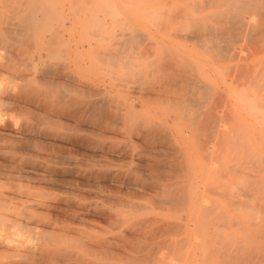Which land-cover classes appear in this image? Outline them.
Returning <instances> with one entry per match:
<instances>
[{"label": "bare ground", "instance_id": "obj_1", "mask_svg": "<svg viewBox=\"0 0 264 264\" xmlns=\"http://www.w3.org/2000/svg\"><path fill=\"white\" fill-rule=\"evenodd\" d=\"M205 1L203 3L219 4L221 9H223L222 6L226 9L223 12L220 11V13L222 12L220 16L219 13L217 14L219 18L211 15L212 19L210 20L213 24H206L210 22L207 18V22L203 19L206 23L203 21L204 24L201 25L202 19H191L193 17L190 15L191 12L196 13L194 8H190L192 4L187 7L190 14L185 11L186 8L183 5L185 8L183 10L191 17L188 18V22H190L191 35L194 33L192 36L198 35L196 39L199 37V40H209V44L213 40L224 39H229L230 43L231 39H236L243 33L248 42L253 44L251 48L255 47L257 53L264 52V9L259 11L264 6V0H211V3ZM38 2L40 1L0 0V248L33 244L32 248L24 247V250L21 251L22 254L17 256L21 260H26L27 264H116L117 261L125 264H173L174 261H181V264H191L192 262L198 264L203 259L204 263H202L205 264L207 255L212 259L210 254H213L217 264H264V197L261 198L259 193L260 198L256 199L255 197L258 196L255 194V200L252 197L250 200L253 202L249 201L252 202L250 207L253 208V212L255 210L259 214L254 216L255 218L259 216L258 219H254L253 223L251 220L249 225L252 227L249 231H245L243 226L244 232L238 233L239 230L237 231L235 227L236 222L233 229L236 228L240 238L243 237V240L250 243H244L239 238L237 239L236 235H233L231 239L239 240L233 241L235 244L227 243V238L225 239L227 240L226 245L214 247L215 249L212 247L214 242L216 244L217 237L223 238L222 231L229 232L226 229L228 227H224L226 215L221 216L223 210L219 205L220 208H216L218 206L215 205L218 203H212L211 197L217 190H224L221 188V183H218L220 182L219 175L217 174L214 178L213 174L224 172L228 176L229 172H225L226 170L222 172L223 168L221 167V171L210 168V163L213 162L211 161L212 157L222 161L221 156L226 155L225 159H227L229 155L221 150L223 153L219 159L215 153L216 150L212 155L213 152L209 150V146L206 149H204L205 144L202 146V143H206L210 137L214 136V133L217 136L218 131L221 132V128L220 130L217 128V134L211 131L212 126L216 127V123L219 124L218 121L214 125L212 123L216 119L218 120V118L213 120L218 107L215 108L216 110L212 106V108L208 107L210 101L219 98V94L215 95L208 85L209 82L215 84V82H211L212 78L206 81L207 83L202 78L196 79L198 76L195 78L192 74L195 68L190 71L187 62L184 61V64L183 62L181 65L179 64L180 66L172 65L171 60L174 59L172 54L171 58L169 57L171 64H168L166 60L170 54L166 51L165 53L168 55L164 51L161 55L162 52L159 50V57L153 59L152 57L155 55L152 56L148 53L150 52V48H146L149 46L148 44L146 47L143 44L145 47L142 48L143 52L141 50V52L128 51V48L131 49L132 46L139 43L138 37L141 35H137V32L134 34L122 33L125 35L118 40H116L117 37L115 39L113 37L112 41L109 39L111 43L109 45L106 43V48H99L102 45L101 40L104 38L97 39L101 44H98L99 47L95 46V49L94 46L92 47V42L85 40L86 43L90 42L92 47H88L86 44L87 49L91 48L92 51L89 49L90 53L95 54V61L90 59L94 62L91 66H89L91 62L88 63V66L82 62L87 55L85 58H81L82 60L79 57L82 53V46L78 47L81 49L76 53L73 52V55L70 53L69 55L73 57L70 56L68 60L67 58H63V60L56 58L57 61L59 60L58 62H53L57 56L56 47L51 49L54 53L48 50L49 47L46 49L47 47L44 45L42 48L45 47V51L47 50L45 55L43 53L31 54L29 48L31 49L30 44L33 45L31 42L35 35H32V32H35L36 29V31L42 30L40 28L45 30L49 21L52 23V25L50 24L52 28L54 19L51 16L52 20H48L49 12H51L49 6L53 7L55 13L58 9L54 8L53 1H50L53 5L46 3L49 6L41 5ZM195 4L198 9V3ZM66 5L68 6V3ZM208 5L206 6L208 7ZM70 7L72 6L70 5ZM136 7L139 8L138 5ZM256 11L259 14L263 12V15H256ZM54 12L52 15L55 14ZM181 12L179 13L180 17ZM202 12L204 13V9ZM60 13L58 12L60 16H63L64 11ZM169 13L173 16L178 14V12L177 14ZM186 13L185 15H187ZM250 13H255L256 20L261 18L259 20L263 22L261 28L260 24L258 27L252 23L249 25V19L251 20V17L254 16ZM164 14L166 16V13ZM198 14L200 13L195 15ZM8 15L14 16L11 19H15V22L13 20L11 22L10 19L11 23L8 22L10 23L8 24L6 21ZM57 17L55 14L54 18ZM63 19L62 22H64ZM185 19L187 18L185 17ZM185 19L183 22L186 21ZM80 20L82 21V18ZM170 20L172 21V19ZM55 23L59 25L56 19ZM78 24L80 26V22ZM51 28L47 29L50 31V35L56 32H53V28ZM56 28L59 31V27ZM60 32L56 33L60 35ZM188 32L186 31V33ZM183 33H185L184 30ZM41 35L43 37L44 34ZM61 35L58 36L60 39H58V43L55 41V45L58 47L59 42L63 40ZM69 36L71 35H68V38ZM44 39H46L45 36ZM48 39L53 46L52 43L56 38L48 37ZM40 40L39 38V41L35 40L34 43H43V40ZM94 40L96 41V38ZM239 42L242 43L241 40ZM73 43L75 42L73 41ZM73 43L71 42V45ZM206 43L207 41L204 42V44ZM50 44L47 43L48 46ZM104 45L105 43L102 46ZM211 45L214 49H218L220 46L218 42L211 43ZM18 46H22V48L25 46L26 49L23 50L27 53L26 56H24V52L22 54L18 50L20 48ZM63 47H59L60 51L66 48ZM204 47L203 49L208 48ZM246 47L245 52H247ZM220 50L222 52V48ZM154 53L153 51L152 54ZM247 54L245 55L248 56ZM62 55L59 56L63 57ZM223 55L222 52V57H225ZM76 57L79 59L76 60ZM218 59L225 60L221 58V55ZM216 60L213 59L214 62ZM74 62H77L76 65ZM95 63L97 67L93 68ZM175 64L177 63L175 62ZM243 69L241 71L244 73ZM238 71L235 78L240 76L241 71ZM194 72L201 74L202 71L195 70ZM247 72L248 70L244 74L241 72L242 76L238 77L239 81L241 78H246ZM203 76L204 74L201 77ZM206 77L205 74V80ZM254 77H249L253 79L252 82L256 81ZM235 78L233 77L234 80ZM245 81L240 83L245 84ZM249 81L246 82L249 83ZM235 82L238 83V80ZM232 83H234L233 80ZM259 84L261 83L257 85ZM234 85L236 84L234 83ZM253 85L254 83L251 86ZM237 86L239 85L237 84ZM243 86L241 85L242 88ZM254 87L256 88V84ZM262 87L264 90V86ZM248 88L244 89L246 90L245 94L248 93L247 90L251 89V87ZM257 89L260 91L261 88ZM263 90L261 89L260 98L263 97ZM257 91L256 93H258ZM249 93L248 95H250ZM222 95L224 98V94ZM227 97H230L229 94ZM227 97L225 96V98ZM224 99L221 98L220 101L225 103L230 100V98ZM251 102L253 103L252 100L248 101L249 107L252 105L253 108L256 104H251ZM228 103H225V107L220 109L221 112H223V108L228 111L226 109V106L229 107ZM152 105L166 106L171 113L181 115L185 120L182 122H187L186 125L183 123L184 128L182 127L180 131H171V129L168 131L167 128L170 125L167 127V119L159 116L161 115L159 110L153 109ZM223 113L222 115H224ZM227 117L229 118V116ZM223 119V123L219 121L222 125L225 122ZM227 120L229 122L230 118ZM228 134L230 136V133ZM225 135L227 136V131H225L224 137ZM194 139L201 143V148H204L198 149L201 158L199 156L195 165H191L189 162L191 153L180 147V143L183 141L185 143L187 140L193 142ZM218 139H214L216 140L215 144L218 143ZM214 142L211 144L213 145ZM189 143L187 141L188 145ZM216 145L212 147L213 150ZM189 146L192 148V145ZM227 147L229 146L225 148ZM219 148L224 149V146ZM219 148L218 151H220ZM207 149L211 152L210 156ZM197 152L195 151V154ZM208 157H211L210 161L205 160L204 162L203 159H208ZM206 161L208 162L207 166ZM223 164L222 166L225 167V164L228 163ZM227 168H229V164ZM210 169L214 172L212 174L214 181L212 178H207ZM201 173L204 175L207 173L206 177L203 175L207 179L204 180V178L202 185L199 186L201 183L198 185V179L200 180L198 176ZM216 178L219 180L216 181ZM228 179L230 181V178ZM214 183L220 185L219 188L216 185L217 188L215 186L213 188ZM226 183L228 184V182ZM213 189L217 190L213 191ZM228 189L230 190V188ZM255 191L257 190L255 189ZM226 194L229 193L226 192ZM217 195L216 197L219 196L220 199L227 196L223 195L222 197V193ZM202 196H204L203 200ZM216 197L214 196V198ZM227 197L225 199L228 200V203L227 200L223 201L224 198L223 200L219 199L225 203H222L224 206L228 205L226 208H229V203L238 206L237 201V204L236 202L234 204V201L231 203L232 201L229 199V197L232 198L231 195ZM232 207L234 208V206ZM241 209L243 208L241 207ZM223 214L226 213L223 211ZM219 216L224 219H222L224 223L221 222L224 224L223 227L218 228L219 230L225 229L220 231L223 234L217 231V228L214 229L215 226L218 227L216 221ZM239 225L242 228V224L237 226ZM195 228L200 231L203 230L200 228H204L205 232L203 230L200 232L201 236H198ZM212 228L214 231H211ZM193 230L197 232H193L197 236L191 233ZM215 230L218 235L216 238H214ZM242 233L247 234H244V237L241 236ZM219 241L221 243L220 239ZM9 255L13 257L12 253Z\"/></svg>", "mask_w": 264, "mask_h": 264}, {"label": "rangeland", "instance_id": "obj_2", "mask_svg": "<svg viewBox=\"0 0 264 264\" xmlns=\"http://www.w3.org/2000/svg\"><path fill=\"white\" fill-rule=\"evenodd\" d=\"M11 1V0H10ZM14 1V0H13ZM16 1H19V0H16ZM38 1H40V2H38V3H40L41 5L42 4H46V3H49V5L50 4H52L50 1H53V3L55 4V6H54V8L55 9H57L56 10V13L53 11V7H51V5L49 6L48 4H46V6H49V11H51V12H49L50 14H49V16H48V20H52V19H54L53 20V22H54V24H53V26H52V28H53V32L54 31H56V32H60V30H61V32H60V35H61V33H62V35H61V38L63 39L61 42H59V47L61 48L62 46H64L63 48H65V49H63V50H61L60 51V49H59V47L58 46H56L55 45V43L57 42V41H59L60 39H59V37H60V35H58L59 33H53L52 32V30H51V32L53 33V34H55L54 36H52L53 34H51L50 35V31H48V30H50L49 28H51L50 27V24L52 25V23H50L51 21H49L48 23H49V25L48 26H45L46 28H45V30L43 29V28H40V29H42V30H40L39 31V29H38V31H36L35 30V32H32V35H39V36H33V39H32V44L33 45H31L30 44V46H31V49L29 48V53H31V54H37V53H43V55H45L46 54V52H47V50L45 51V47H47L46 49H48V47H49V51H51V49H55V47L57 48V49H55L56 51H55V53H56V57H55V59H53L52 61L53 62H56L57 60H56V58L57 59H59V60H63V58H67V60L68 59H70V56L71 55H73L74 53H76V51L77 50H79V49H81V48H79L78 49V47H80V46H82V53H80V59L81 58H85V56L87 55V56H90V54H92L91 56H95V54L94 53H90V50L89 49H91L93 46V48L95 49L96 47H99L98 46V44L100 45L101 43H98L99 42V40H101V39H103V40H101L102 41V45L105 43V45L104 46H100L99 48H106L107 46H106V43H108V45L111 43V41L113 40V37H114V39H115V37H117L116 38V40H118L119 38H121L123 35H125V34H122V33H127L128 32V34H134L135 32H137L136 34L137 35H141V36H139L138 37V45H134V47L136 48V50H135V48L132 46L131 47V49H129L128 48V51H130V52H143V50H142V48L144 49L145 47H146V44H148L149 46L148 47H146V48H150V52H148V53H150L152 56H154V57H152L153 59H155V58H158L159 57V55H160V51L159 50H161V52L162 51H164V53H165V51L168 53V54H170V56L167 54V53H165V54H167V55H164L165 57L167 56V60H166V62L168 63V64H171L172 63V65H178V66H180L181 65V63L184 61V62H187L186 64H187V66L190 68V71H192V70H194V68H195V70L196 71H202V72H200L201 74H198L197 72L195 73L194 71H192L191 73L192 74H194L193 76L196 78V79H201L202 78V80H204L205 82L206 81H208V80H211V78H212V80H211V82H215V84L214 83H208V85H210V87H211V89H212V91L214 92V94L216 95V94H219L218 96H219V98H214L212 101H210V104H209V106L208 105H206V106H208V107H214L213 109L214 110H216L215 108H217V110H216V114L213 116L214 117V119L213 120H215V118H218V120L216 119L215 121H213L212 123H213V125L218 121V125L220 126V127H217L218 125H217V123H216V127H214V126H212L211 128V131H213V133L214 132H216V134H217V128H218V130H220V128H221V132L220 131H218V134H217V136H215V133H214V136H212L213 137V140H211L212 139V137H210L209 139H208V144H207V142L206 143H202V146L204 145V147H202L201 148V143L200 142H198L197 140H193V142H194V144H193V142L191 141V140H187L188 142H190L189 143V145H192V148H191V146H189L188 144H187V141L185 142L186 143V145H185V143H184V141L183 142H181L180 143V147H182L183 149H185V150H187L189 153H191V154H189V156H190V159H189V162H190V164L191 165H195L194 163L198 160V157L200 156V151L198 150V149H200V150H202L203 148L204 149H206L207 148V146H209L208 148H209V150H212V152H213V154L212 155H214V152H215V150L217 151V152H215L216 154H217V157L220 159V156H221V154L223 153V152H221V150L223 151H225V153L227 152V155H229V157L227 156V159H228V162H226V160L227 159H225V154H223V155H225V156H221V159L223 158V160L221 161V160H217V158H214V157H208V159L206 158V159H203L204 160V162H205V160H209L210 161V159L209 158H211V161H215L213 164L212 163H210V168L212 167L213 169H215L216 171H221V169H220V167L221 168H223L222 169V172H223V170L225 171V172H229V174H228V176L227 175H225V173L223 172L222 174H221V172H216V174L211 170L210 171V173L208 174L209 175V177L207 176V178L208 179H211L212 178V174H213V177L215 176L216 177V175L218 174L219 176L218 177H220V180H219V178L217 179H215L216 181L217 180H219L220 182H218L220 185H221V188H224V190L222 191L221 189H219V191L217 190H214L213 189V191H216V193L218 192L219 194L218 195H221V193H222V197H223V195H227L228 197L231 195L232 196V198L231 197H229V199H230V201H232L231 203H233V201H234V204H235V202L237 201L238 202V204H237V202H236V204L238 205V206H235V205H231L230 203H229V208H226L227 206L225 205H223V204H225V203H223L222 201H220V200H223V198H224V202L227 200V199H225L226 197L224 196L222 199H220V197L214 192L212 195H211V197H212V203H214V204H216V203H218L217 205H215V206H220L221 207V210H223L226 214H223V211H222V214H221V216L223 217L224 215H226V218H224L225 219V221H226V223H227V225H226V223H224L223 222V218H220V216H219V219L218 218H216V219H218V221H216V223L218 224L217 226L218 227H216L215 226V228L214 229H216L217 231H222V229L223 228H221V230H219L218 228L219 227H223V225H224V227L226 228V227H228V228H226V229H228V231L230 232H227V230H225V229H223V230H225V231H222L223 233H221V234H223V236L220 234V236H222L223 238L221 239V237H217V240H216V244H214L215 242H214V240H213V245L214 246H212L213 248L214 247H218V246H222V245H224L226 242H227V240H228V242L227 243H230V244H235V243H233V241L235 242H237V241H239V240H242L244 243H250L249 241H247V240H243L242 238H240V234H238V233H241L242 231H243V228L245 227V231H249V229L252 227V226H250L249 224H251L250 222H251V220H252V223H253V220L255 219H258V217L257 218H255L257 215H259V214H257L256 213V211L254 210V212H253V208H251L250 207V205H252V200H250L252 197L254 198V196H255V194H256V196H258V197H255L256 199L257 198H260V195H261V198L262 197H264L263 195H262V193H264V187H262V186H264V107H263V105H264V93H263V97H261L260 98V96H261V93L260 92H262L261 91V89L263 90V87L262 86H264V52L263 53H257L256 52V50L257 49H254V48H251V47H253V44L251 45V43H250V41L248 42V40L246 39V36L242 33V34H240L241 36H239V37H236V39L235 38H233V39H231V41H230V43H229V39H224V40H213V41H211V43L213 44V43H215V42H218L219 44H220V46H219V48L221 49L222 48V52H223V54L225 55V57H222V52H221V50L219 49V51H218V49H214V48H212V45L210 46V44H209V40H205V39H200L202 42L200 43V42H198V41H200L199 40V37H198V39H196L197 38V36H196V34H195V36L196 37H194V36H192V35H194V33L191 35V32L189 31V28H190V22H188L189 20H188V18L190 19L191 17H190V15L191 16H193L191 19H196V18H198L199 20L200 19H202L201 20V22H202V24L201 25H203L204 24V20H206L207 18H208V20L210 21V22H207V20H206V24H213L212 22H211V20L210 19H212V16L211 15H215L217 18H219V16H220V14L224 11V9H226V8H224V6H222V8L223 9H221V5L219 6V4H210V5H208V4H205V3H203L205 0H192V1H190V0H155V2H154V0H38ZM41 1H42V3H41ZM45 3H44V2ZM69 1H70V3H69ZM87 1V2H86ZM126 3H125V2ZM128 1V2H127ZM147 1V2H146ZM179 2V3H177V2ZM184 1V2H183ZM196 1V2H195ZM199 1V2H198ZM208 1V3L211 1V0H206L205 2H207ZM213 1V0H212ZM37 2V1H36ZM138 4H137V3ZM140 2V3H139ZM159 2V3H158ZM164 2V3H163ZM198 3L197 5H198V9H197V7L195 6L196 4L195 3ZM68 3V6L66 5ZM89 3V4H88ZM146 3V4H145ZM155 3V4H154ZM156 3H158V4H156ZM181 3V4H180ZM183 3V4H182ZM211 3V2H210ZM72 6V7H70V5ZM73 4V5H72ZM152 4V5H151ZM154 4V5H153ZM189 4H192L191 5V7H190V5ZM200 4H202V5H200ZM53 5V4H52ZM58 5V6H57ZM75 5V6H74ZM127 5V6H126ZM136 5H138L139 6V8L138 7H136ZM161 5V6H160ZM185 6V8L188 10H186L185 8H184V6ZM199 5H200V7H199ZM206 5H208V7L206 6ZM264 5V4H263ZM63 6H65L64 7V10H62L63 9ZM67 6V7H66ZM87 6V7H86ZM133 6H134V9H133ZM159 6V7H158ZM102 7V8H101ZM170 7H171V9H170ZM172 7H174V8H172ZM178 7V9H176ZM182 7V8H181ZM187 7H190V8H194V10L196 11V13H194L193 11L191 12V14H190V10H189V8H187ZM202 7H205V8H202ZM137 9V10H136ZM157 9V10H156ZM170 11H169V10ZM175 9V10H174ZM183 9H185V11L186 12H188V13H186ZM203 9H204V13L202 12L203 11ZM218 9V10H217ZM221 9V10H220ZM264 9V6H263V8H261L260 10L259 9H257V11L259 10L260 12L262 11ZM67 10H68V12H67ZM93 10V11H92ZM102 10V11H101ZM156 10V11H155ZM193 10V9H192ZM205 10H206V12H205ZM62 11H64V13H63V16L61 17L60 16V14H62V13H60V12H62ZM123 11V12H122ZM152 11V12H151ZM182 11V12H181ZM201 11V12H200ZM220 11H222L221 13H220ZM257 11H256V15H263L264 13V10H263V14L261 13V14H259V13H257ZM258 11V12H259ZM53 12L56 14V16H58L57 18H54L55 17V14L54 15H52L53 14ZM58 12L60 13V14H58ZM67 14H66V13ZM147 12H149L148 14H146ZM155 12V13H154ZM169 12H171V13H175V14H177V12H178V14L174 17L173 16V14H170ZM181 12V17H180V13ZM136 13V14H135ZM140 15H139V14ZM142 13V14H141ZM154 13V14H153ZM164 13H166V16H165V14ZM185 13L187 14V15H189V16H187V15H185ZM197 13H200V14H198V15H195V14H197ZM219 13V14H218ZM167 14H169V15H167ZM194 14V15H193ZM217 14L219 15V16H217ZM250 14H252V16L255 14H253V13H250ZM68 17H67V16ZM81 16V18H82V21H83V24L81 25V18H80V16ZM182 15H184V16H182ZM208 16V17H204V16ZM211 17H210V16ZM9 16V15H8ZM51 16H53V18L51 17ZM66 17V19H63V18H65ZM90 16H92V17H90ZM155 16H156V18H155ZM169 16H171L170 18H169ZM178 16H179V18H178ZM215 16H213V18H216ZM11 17H12V15H11ZM11 17L9 16V17H7V19H6V21H7V23L8 22H12V20H13V22H15V19H11ZM52 19H51V18ZM61 17V18H60ZM79 17V18H78ZM85 17V18H84ZM140 17H142V18H140ZM172 17H174L175 18V20H174V18H172ZM185 17L187 18V19H185ZM202 17V18H201ZM254 17V18H253ZM253 17H251V20L249 19V25H251V23H252V25H255L256 27H258V25H259V27L262 25L261 23H263L262 21L260 22L259 20L261 19H259V17H258V19L259 20H256L257 18V16H253ZM12 18H14V16L12 17ZM60 18V19H59ZM153 18V19H152ZM161 18V19H160ZM163 18V19H162ZM221 18V17H220ZM11 19V20H10ZM55 19L57 20V22L59 23V25H57L56 23H55ZM63 19V21L64 22H62L61 20ZM90 19V20H89ZM159 19V20H158ZM166 19H169V20H166ZM170 19H172V21L170 20ZM178 21H177V20ZM183 19V20H182ZM184 19L186 20L185 22H183L184 21ZM204 19V20H203ZM255 21H254V20ZM10 20V21H9ZM59 20V21H58ZM76 20H79V21H76ZM161 20V21H160ZM163 21V22H162ZM167 21V22H166ZM204 21V22H203ZM260 23H259V22ZM10 22V23H11ZM80 22V26H79V23ZM86 22V23H85ZM179 22V23H178ZM182 22V23H181ZM200 22V23H201ZM258 22V23H257ZM10 23H8V24H10ZM61 23V24H60ZM84 23H85V26H83L84 25ZM167 23H169V24H167ZM179 24V25H178ZM187 24H189V25H187ZM59 27L58 29H59V31L57 30V26ZM56 26V27H55ZM55 27V28H54ZM78 27V28H77ZM79 27H80V29H79ZM82 27H84V28H82ZM173 27V28H172ZM186 27V28H185ZM51 28V29H52ZM176 28V29H175ZM261 28V27H260ZM48 29V30H47ZM76 29H78V30H76ZM84 29V30H83ZM131 29V30H130ZM175 29V30H174ZM181 29H182V31H181ZM186 29V30H185ZM83 30V31H82ZM173 30V31H172ZM183 30L185 31V33H186V31L188 32H190V34H189V32L188 33H183ZM44 31V32H43ZM77 31H79L80 33H81V35H83V36H81V35H79L80 33L79 32H77ZM43 32V33H42ZM84 32V33H83ZM177 32H178V34H177ZM39 33V34H38ZM46 33H48V34H46ZM77 33H79V34H77ZM83 33V34H82ZM117 33H119L118 34V36H116L117 35ZM179 33H180V35H179ZM41 34H44L43 35V37H42V35ZM76 34H77V36H76ZM175 35V37H174V35ZM188 34H189V36H188ZM49 35V36H48ZM68 35H71V36H69V38H68ZM85 35V36H84ZM120 35V36H119ZM179 35V36H178ZM44 36H45V38L47 39H44L43 40V38H44ZM59 36V37H58ZM81 36V37H80ZM100 36V37H99ZM144 36V37H143ZM244 36H245V38H244ZM48 37H53L55 40L53 41V43H52V45L54 46V48H52L53 46H51V44L49 43V39H48ZM58 37V38H57ZM74 37H75V40H74ZM85 37H87L86 39H85ZM187 37V38H186ZM189 37H190V39H189ZM36 38V39H35ZM39 38L41 39V40H43V43H38V44H36V43H34V41L36 40V41H39ZM72 38H73V41L75 42V43H73V41H72ZM88 38H90V39H88ZM96 38V41L94 40V39ZM98 38H100L98 41H97V39ZM140 38V39H139ZM183 38V39H182ZM196 39L197 40V42H196V40H193V39ZM38 39V40H37ZM59 39V40H58ZM69 41H68V40ZM77 39H78V42H76L77 41ZM83 41H82V40ZM91 39H93L94 40V42H93V40H91ZM109 39H111V41L109 40ZM186 39V40H185ZM235 39V40H234ZM242 39H246L245 41L244 40H242ZM40 40V41H41ZM66 40V41H65ZM71 40V41H70ZM82 42H81V41ZM85 40H89L90 42H92L91 44H93L92 45V47H91V45H90V42L89 43H86L87 41H85ZM142 40V41H141ZM145 40V41H144ZM242 41V43H240L239 41ZM56 41V42H55ZM84 41H85V43H84ZM108 41V42H107ZM110 41V42H109ZM205 41H207V43L206 44H204V42ZM222 41V42H221ZM228 41V42H227ZM71 42L74 44H72L71 45ZM79 42H81V43H79ZM104 42V43H103ZM141 42V43H140ZM222 44H221V43ZM243 42H247V44L248 45H246V43H243ZM47 43H48V45L50 44V46H48L47 45ZM58 43V42H57ZM61 43H62V46H61ZM64 43H66V45H64ZM82 43H84L83 45H82ZM96 45H95V44ZM199 43H200V45H199ZM224 43V44H223ZM78 44V45H77ZM86 44H88V47H91V48H89V49H87V45ZM141 44V45H140ZM145 45V47H144V45ZM201 44H203L204 46H206V47H208V48H206V47H204V46H202ZM234 44H235V46H234ZM242 44V45H241ZM42 45V46H41ZM45 45V47H44V49L42 48L43 46ZM90 45V46H89ZM199 45V46H198ZM230 45V46H229ZM72 46V47H71ZM96 46V47H95ZM138 46V47H137ZM143 46V47H142ZM195 46V47H194ZM223 46V47H222ZM244 46V47H243ZM245 46H247L246 47V51L247 52H245ZM16 47V46H15ZM20 46H18V48H19ZM24 48H22V46L18 49V50H20L21 52H22V54H23V52H24V56H26L27 55V53H25V50H23V49H26L25 48V46H23ZM76 47V48H75ZM203 47L204 48H206V49H203ZM230 47V48H229ZM249 47V48H248ZM42 48V49H41ZM73 48V49H72ZM134 48V49H133ZM139 48H141V49H139ZM153 48V49H152ZM211 48V49H210ZM229 48V49H228ZM16 49H17V47H16ZM98 49V48H97ZM138 49V50H137ZM152 49V50H151ZM213 49H214V52H213ZM254 51H253V50ZM42 50H44V51H42ZM83 50H86L87 52H84ZM132 50V51H131ZM141 50V51H140ZM210 50V51H209ZM232 50V51H231ZM91 51H92V49H91ZM152 51V52H151ZM153 51L155 52L154 54H152L153 53ZM209 51V53H207ZM212 51V52H211ZM227 51V52H226ZM244 51V52H243ZM52 52V51H51ZM69 52V53H68ZM74 52V53H73ZM90 54H89V53ZM226 52V53H225ZM250 52H253V53H251L250 54ZM45 53V54H44ZM52 53H54V52H52ZM58 53V54H57ZM60 53V54H59ZM71 53V55H69ZM83 53H86V54H83ZM88 53V54H87ZM212 53V54H211ZM218 55H217V54ZM248 53V54H247ZM63 54V55H62ZM94 54V55H93ZM150 54H149V57H150ZM159 54V55H158ZM163 54V52L161 53V55ZM171 54L173 55V57H174V59L173 60H171L170 58H171ZM245 54H247L248 56H246ZM250 54V55H249ZM59 55H62L63 57H60ZM68 55V56H67ZM81 55H82V57H81ZM220 55H221V58L222 59H225V60H222V61H220L221 59H218L219 57H220ZM223 55V56H224ZM228 55H229V57H228ZM232 55H234V56H232ZM241 55V56H240ZM245 55V56H244ZM86 56V59H83V64H85L86 66H88V63L89 62H91V63H89V66H91V64L92 63H94L93 61H95V57L94 58H92L91 56V58L90 57H87ZM216 56H218V58H216ZM250 56V57H249ZM71 57H73V56H71ZM79 57H76V60H78L79 59ZM170 57V58H169ZM216 59H218V60H216ZM234 59H233V58ZM246 57V58H245ZM61 58V59H60ZM89 58V59H88ZM237 58V59H236ZM64 59V60H65ZM93 60V61H91V60ZM213 59L214 60H216L215 62L213 61ZM239 59V60H238ZM58 60V61H59ZM75 60V61H76ZM82 60V59H81ZM87 60H89L88 62H87ZM170 60H171V63H169L170 62ZM186 60H188V61H186ZM230 60V61H229ZM233 60H235L236 62H234ZM57 61V62H58ZM149 61H151V59L149 58ZM174 61V62H173ZM217 61H220V62H217ZM87 62V63H86ZM175 62L177 63V64H175ZM184 62H183V64H184ZM217 62V63H216ZM260 62V63H259ZM75 63V65H76V63L77 62H74ZM73 63V64H74ZM239 63V64H238ZM180 64V65H179ZM74 65V66H75ZM94 65V64H93ZM92 65V66H93ZM192 67H191V66ZM247 66H249V67H247ZM95 67H97V65H96V63H95V66H93V68H95ZM241 67H245V69H243L244 70V73H245V71L246 70H248V72H247V76H255L254 77V79L257 81V79H258V81L260 80V82H256V81H254V82H252L253 81V79L251 78H249V77H247L246 76V78H247V80L249 81V79H250V81H249V83L248 82H246L247 80H246V78L245 79H243V78H241L240 80L241 81H239V78L242 76V74H241V72L243 73V71H241L242 69H241ZM192 69V70H191ZM198 69V70H197ZM238 70H240L241 72L239 73V75L240 76H238V77H236L235 78V76H237L238 75ZM251 71H252V73H251ZM253 72H254V74H253ZM243 73V74H244ZM250 73V74H249ZM260 73V74H259ZM198 74V75H197ZM204 74V76L203 77H201L202 75ZM205 74L207 75V79L205 80ZM237 74V75H236ZM252 74V75H251ZM259 74V75H258ZM257 75V76H256ZM262 77V79H261V77ZM200 77V78H199ZM208 77H210V78H208ZM233 77L235 78V80L233 79ZM232 80L234 81V83L236 84V85H234V83H232ZM238 80V83L237 82H235V81H237ZM246 80V81H245ZM244 81H245V84L247 83L248 85L246 86L245 84H241V83H244ZM241 82V83H240ZM207 83V82H206ZM240 83V84H239ZM251 83V84H250ZM252 83H254V85L256 84V88L254 87V85L253 86H251L252 85ZM258 83H261V84H259V85H257ZM237 84L239 85V86H237ZM241 85L243 86V85H245V86H243V88L241 87ZM260 85H261V87H260ZM251 87V89H253V90H251L250 89V87ZM245 87V88H244ZM246 87L248 88V89H250V90H247L248 91V93H249V91H250V95H248V93L246 92V94H245V91L246 90H244V89H246ZM253 87V88H252ZM257 88H261L260 89V91H259V89H257ZM243 89V90H242ZM255 89V90H254ZM258 90V91H257ZM238 91V92H237ZM241 91V92H240ZM256 91L258 92V93H256ZM218 92V93H217ZM240 92V94H237V93H239ZM244 92V93H243ZM251 92L253 93L254 92V94H251ZM263 92H264V90H263ZM241 93H243V94H241ZM221 94V95H220ZM222 94H224V98H225V96L227 97L228 96V94H229V96L230 97H227L228 99L230 98V100H228L227 98H225L226 100H228L227 102L225 101V103L227 104L228 102V105H229V107H227L226 106V109H228V111L227 110H225V108H223L224 110H223V112L225 111L226 113H223V112H221L220 111V109H222V107L224 106L225 107V103H224V101H220V99L222 98V99H224L222 96ZM258 94V95H257ZM241 95V96H240ZM256 95V96H255ZM239 96V97H238ZM249 98H248V97ZM253 98H252V97ZM259 96V97H258ZM256 97V98H255ZM240 100H239V99ZM255 98V99H254ZM260 98V99H259ZM263 98V99H262ZM120 99V98H119ZM118 99V100H119ZM224 99V100H225ZM252 100L253 101V103L251 102V104H256L254 107H257L258 105H259V103H260V105L258 106V108H255L254 110H252L253 108H252V105H251V107H249V103H248V101H250V100ZM217 100V101H216ZM260 100V101H259ZM216 101V102H215ZM220 101V103H218ZM241 101H243V102H241ZM216 103H217V105H216ZM246 103H248V104H246ZM258 103V104H257ZM263 105H262V104ZM222 106H221V105ZM224 104V105H223ZM245 104V105H244ZM211 107V108H212ZM221 107V108H220ZM247 107H248V109H250L251 111H249L248 109H247ZM152 108L153 109H158L159 110V112H160V114L161 115H159V116H162L163 118L165 117L166 119H167V130L169 131V129H171V131H180L181 130V128L183 127L184 128V126H183V123L184 122H182L184 119H183V117L181 116V115H179V114H175V113H171V111L168 109V108H166V106H160V107H158V106H156V105H152ZM166 108V109H165ZM262 108V109H261ZM164 111V112H163ZM257 111V112H256ZM222 113L226 116H224V115H222ZM228 113V114H227ZM249 113V114H248ZM221 114V115H220ZM169 115V116H168ZM180 116H181V118H180ZM227 116H229V118H230V120H229V122H228V120L227 119H229ZM179 117V118H178ZM225 118V119H223V118ZM220 118V119H219ZM223 120H225V122H224V124L222 125V123H223V121H222V119ZM227 118V119H226ZM181 119V120H180ZM227 120V121H226ZM185 121V120H184ZM219 121H222V123L221 122H219ZM186 123L187 122H185L184 123V125H186ZM229 123V124H228ZM226 124V125H225ZM177 126V127H176ZM179 126V127H178ZM226 126V127H225ZM227 126H228V129H227ZM174 128V129H172V128ZM214 127V128H213ZM223 127V128H222ZM225 128V129H224ZM213 129H215V130H213ZM222 130H224V131H222ZM225 131H227V136L225 135V137H224V134H225ZM219 133H220V135L222 136H220L219 135ZM228 133H230V136H228L229 134ZM219 138L218 139V143L216 142V144H215V142L214 141H216V140H214L215 138ZM224 137V138H223ZM223 139V140H221V139ZM223 141V142H222ZM214 142V144L212 145L211 143H213ZM227 142V144H225ZM183 143H184V145H183ZM219 143H220V145H219ZM222 143V144H221ZM188 145V146H187ZM211 145V146H210ZM216 145V148L214 147V150L212 149V147L213 146H215ZM218 145H219V147H223L224 146V149H221V148H219L218 147ZM226 146H229V147H227V148H225ZM185 147H187V148H185ZM196 147H198V148H196ZM211 147V148H210ZM218 148L220 149V151H218ZM189 149V150H188ZM195 150V151H198L196 154H195V151H192V150ZM208 149H207V153H208V155L210 156L211 154V152L209 151ZM199 153V154H198ZM192 154H194V155H192ZM215 157H216V155H215ZM199 158H201V156L199 157ZM202 161V160H201ZM206 161V162H207ZM204 162H203V164H204ZM220 162V163H219ZM258 162V163H257ZM223 163H228L229 164V168H227L228 167V164H225V167H223L222 165H224ZM207 164H208V162L206 163V166H207ZM203 167H204V165H203ZM224 168H226V169H224ZM205 170V169H204ZM205 172V171H204ZM203 172V173H204ZM203 173H201V174H199L200 176H198V178H200V180L198 179V185L199 186H201L202 185V181H204V180H206L207 178H205L206 177V174L204 175ZM226 173V174H227ZM203 175L205 176V177H203ZM223 175V176H222ZM222 176V177H221ZM214 177V178H215ZM224 177V178H223ZM227 177V178H226ZM205 178V179H204ZM223 178V180L225 181H221V179ZM228 178H230V181H229V179ZM250 178V179H249ZM259 178V179H258ZM204 179V180H203ZM228 179V180H227ZM257 179V180H256ZM212 180H213V178H212ZM211 180V181H212ZM251 180V181H250ZM260 182H259V181ZM214 181V180H213ZM243 181V182H242ZM226 182H228V184L226 183ZM253 182V183H252ZM213 183V182H212ZM215 183H217V182H215ZM213 184V188H214V186L216 185V184ZM228 185H226V184ZM241 183V184H240ZM250 185H249V184ZM255 183H258V184H255ZM225 184V185H224ZM260 184V185H259ZM219 185V186H220ZM257 185V187H255ZM218 188H219V186H218V184L216 185ZM215 186V187H216ZM223 186V187H222ZM226 188H225V187ZM250 186V187H249ZM259 186V187H258ZM216 187V188H217ZM230 188V190L228 189V188ZM237 187H239V188H237ZM262 187V189H263V191H262V189H260ZM236 188H237V190H236ZM246 188V189H245ZM253 190H252V189ZM255 189L257 190V191H255ZM229 190V191H228ZM238 190H240V191H238ZM230 191H231V193H230ZM259 191V192H258ZM225 192V193H224ZM226 192H228L229 194H226ZM240 192V193H239ZM251 192V193H250ZM260 195H259V194ZM252 194V195H251ZM254 194V195H253ZM216 195L218 196V197H216ZM214 196L216 197V198H214ZM234 196V197H233ZM251 196V197H250ZM227 197V198H228ZM237 197H239V198H237ZM201 198V197H200ZM203 198H204V196H202V200H203ZM214 198V199H213ZM218 198V199H217ZM255 198H254V200H255ZM220 199V200H219ZM246 199H247V201H246ZM249 201H252V202H249ZM223 203V204H222ZM227 203H228V200H227ZM248 203V204H247ZM230 205H231V207L232 206H234V208H236V210H234V208L232 207H230ZM245 205V206H244ZM214 206V207H215ZM216 207V208H220V207ZM246 206H248V207H246ZM241 207L245 210H243V209H241ZM231 208V209H230ZM216 210V209H215ZM218 210H220V209H218ZM230 210H231V212H230ZM243 210V211H242ZM250 210V211H249ZM235 211V212H234ZM242 212V213H241ZM245 212V213H244ZM249 215H247V214ZM229 214H231V215H229ZM243 214H244V216H243ZM257 214V215H256ZM256 215V216H255ZM231 216V217H230ZM235 216V217H234ZM247 216H248V218H247ZM255 216V217H254ZM218 217V216H217ZM234 217V218H233ZM243 217V218H242ZM252 217H254L253 219H250V218H252ZM227 218H228V220H227ZM221 219V220H220ZM223 219V220H222ZM237 219V220H236ZM245 219V220H244ZM249 219H250V221H249ZM235 220V221H234ZM244 220V221H243ZM254 220V221H255ZM228 221V222H227ZM220 222V223H219ZM221 222L222 223H224V224H221ZM234 222V223H233ZM235 222H236V224L238 225V224H242V228H241V225H239V226H237L236 224H235ZM238 222V223H237ZM240 222V223H239ZM248 224H247V223ZM246 223V224H245ZM234 225H236L235 227L237 228V231H238V233H237V231H236V228H235V230H233L234 229ZM233 226V227H232ZM244 226V227H243ZM239 228V229H238ZM198 229V228H197ZM200 229H203L204 230V228H200ZM214 229L212 228V230L211 231H214ZM202 230V231H203ZM216 230H215V234L217 233L216 232ZM241 230V231H240ZM195 231H197V232H195ZM195 231L193 230V231H191V233L192 234H195V233H197V235L199 236H201V234H200V232H202V231H200L199 229L198 230H196V228H195ZM193 232H195V233H193ZM204 232H205V230H204ZM203 232V233H204ZM232 232V233H231ZM244 232V231H243ZM202 233V234H203ZM214 234V238H216V236H218L217 234L215 235ZM219 234V233H218ZM229 234V235H228ZM243 234V233H242ZM245 234V233H244ZM244 234L243 235H241V236H244ZM247 234V233H246ZM245 234V235H246ZM196 235V234H195ZM196 235V236H197ZM233 235H236L235 237L238 239L239 238V240H236V238H233V239H231L232 237H233ZM232 236V237H231ZM245 237V236H244ZM228 238V239H227ZM219 239L221 240V243H220V241H219ZM225 239H227V240H225ZM225 240V241H224ZM230 241V242H229ZM242 241H240V242H242ZM222 242H223V244H222ZM226 243V244H227ZM243 243V244H244ZM218 244H220V245H218ZM225 244V245H226ZM238 244V243H237ZM239 244H241V243H239ZM29 245V246H28ZM28 245H25V246H23V245H17V246H20V247H17V246H12V247H10V248H6V247H2V248H0V264H17L18 262H20V263H22V264H25L27 261L26 260H21V259H19L18 257H19V254L21 253L22 254V252L21 251H23L24 250V247L26 248V247H30V248H32L33 247V244L32 245H30V244H28ZM23 246V247H22ZM13 248V249H12ZM212 249V248H211ZM215 249V248H214ZM213 250V249H212ZM3 251V252H2ZM13 251V252H12ZM6 252H7V254H6ZM17 252H19V253H17ZM12 253V256L13 257H11V255H9L8 256V254H11ZM14 253H15V255H14ZM20 254V255H21ZM211 256V258L212 259H210L209 257H208V255L206 256L207 258V262H205V264H213L214 262L213 261H215L214 260V258H213V254H210ZM18 256V257H17ZM15 257V258H14ZM10 258V259H9ZM20 258H21V256H20ZM208 258H209V260H208ZM22 259H24V258H22ZM206 259H205V261H206ZM7 260V261H6ZM211 260V261H210ZM204 261V259L203 260H200L199 262H198V264H201L202 262ZM208 261H210V262H208ZM181 264V261H174V262H172L173 264L175 263V264ZM19 263V264H20ZM28 263V262H27ZM26 263V264H27ZM204 263V262H203ZM202 263V264H203ZM116 264H125V263H122V262H116ZM191 264H195V263H191ZM197 264V263H196ZM215 264H217V262L215 261ZM218 264H220V263H218Z\"/></svg>", "mask_w": 264, "mask_h": 264}]
</instances>
